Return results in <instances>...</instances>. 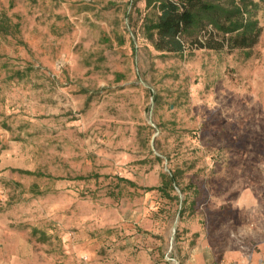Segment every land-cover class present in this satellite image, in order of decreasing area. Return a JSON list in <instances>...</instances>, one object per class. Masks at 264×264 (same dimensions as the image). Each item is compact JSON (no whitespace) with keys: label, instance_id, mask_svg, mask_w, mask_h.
I'll list each match as a JSON object with an SVG mask.
<instances>
[{"label":"rangeland","instance_id":"rangeland-1","mask_svg":"<svg viewBox=\"0 0 264 264\" xmlns=\"http://www.w3.org/2000/svg\"><path fill=\"white\" fill-rule=\"evenodd\" d=\"M256 2L247 58L155 50L146 0H0V264H264Z\"/></svg>","mask_w":264,"mask_h":264},{"label":"trees","instance_id":"trees-1","mask_svg":"<svg viewBox=\"0 0 264 264\" xmlns=\"http://www.w3.org/2000/svg\"><path fill=\"white\" fill-rule=\"evenodd\" d=\"M146 9L142 28L159 52L242 50L250 58L263 31L256 0H146Z\"/></svg>","mask_w":264,"mask_h":264}]
</instances>
